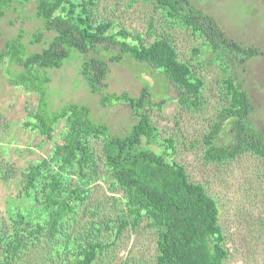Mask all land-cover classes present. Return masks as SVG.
I'll return each mask as SVG.
<instances>
[{
    "label": "rangeland",
    "instance_id": "rangeland-1",
    "mask_svg": "<svg viewBox=\"0 0 264 264\" xmlns=\"http://www.w3.org/2000/svg\"><path fill=\"white\" fill-rule=\"evenodd\" d=\"M192 3L212 15L230 37L264 50V0H192ZM33 9L29 5L22 11L24 17L20 22L11 24V13L1 22L0 48L20 27L26 32L29 51L41 50L46 45L47 41L30 42L40 27ZM61 12L73 18L88 17L94 25L110 22L107 33L131 44L149 46L158 39L168 40L178 59L190 67L203 85L196 104H182L177 88L162 74L125 56L121 62L111 64L109 91L139 95L142 85L149 83L152 97L139 109H132L126 99L102 105L100 96L92 93L82 79L79 73L82 56L74 51L61 68L47 71L51 78L47 87L50 110H60L69 102L86 104L94 120L104 122L112 134L119 135L129 129L136 117L147 114L157 129L156 141L162 142L152 147L162 151L169 162L184 166L189 180L202 184L216 200L227 250L222 264H264V158L242 149L222 162L208 161L204 142L212 127L222 120V109L231 104L227 82L233 74L245 81L255 106L251 121L264 133V55L251 58L245 70L242 66H231L225 56L220 57L200 34L159 0H68ZM122 30L129 34L121 35ZM51 35L46 33V38ZM7 67L8 62L0 65V162L10 163L14 170H10L8 178L0 177V264H71L72 254L57 252L53 239L37 226H30V222L45 220L41 197L36 203L23 200L24 221L7 213L9 200L21 198L30 167L50 157L53 147L41 145L38 132L26 125L37 108L39 94L16 87L9 79ZM12 68L13 72L18 70L15 65ZM163 99L165 102L159 103ZM64 129L65 121L61 120L55 139H60ZM104 143L103 137L89 138L94 170L88 197L77 203L59 237L69 252L86 241L100 238L105 246L93 264H157L158 234L148 217L142 216L136 225H128L118 237L114 227H102L101 232L95 229L101 223L118 221L126 210V192L105 164ZM81 182L79 175H73L69 187Z\"/></svg>",
    "mask_w": 264,
    "mask_h": 264
},
{
    "label": "trees",
    "instance_id": "trees-1",
    "mask_svg": "<svg viewBox=\"0 0 264 264\" xmlns=\"http://www.w3.org/2000/svg\"><path fill=\"white\" fill-rule=\"evenodd\" d=\"M67 1L0 0V24L9 13L13 15L11 24L22 21V11L32 5L33 16L40 27L30 42L47 41L41 50L29 51L26 32L20 27L0 48V65L8 62L9 79L16 87L26 93L39 94L37 108L26 125L38 132L41 145L53 144L51 156L34 163L28 170L21 198L9 200L8 215L24 221L23 200L36 203L41 197L45 220L30 222V226H37L41 233L53 239L57 252L72 254L71 264H93L105 246L100 238L86 241L75 247L74 252H69L59 235L77 203L88 197L94 170L89 138L103 137L105 164L126 192V210L118 221L101 223L95 229L101 232L102 227H114L118 237L125 227L136 225L138 219L146 216L158 234L157 264H222L227 250L217 202L202 184L189 180L184 166L169 162L162 151L152 147L162 142L156 141L157 129L147 114L136 117L129 129L119 135L112 134L104 122L94 120L86 104L69 102L60 110L51 111L47 100V87L51 82L47 71L61 68L74 51L82 56L79 67L82 79L92 93L100 96L102 105L126 99L132 109H139L152 97L149 83L142 85L139 95L109 91L111 64L121 62L125 56L162 74L177 88L182 104L197 103L203 81L178 59L168 40L158 39L149 46L120 40L117 35L107 33L110 22L94 25L88 17L73 18L69 13L62 14ZM159 2L200 34L220 57L225 56L231 66H242L245 70L251 58L264 55L259 46L245 45L230 37L212 15L195 7L192 0ZM46 33L52 34L51 37L47 39ZM120 34L129 33L122 30ZM2 35L0 30V39ZM14 65L18 67L16 72H13ZM244 83L237 74L228 79L231 104L222 109V120L204 139L208 161L222 162L242 149L264 158V133L251 121L255 106ZM164 102L165 99L159 101ZM61 120L65 121V129L58 140L55 130ZM11 169L10 163L0 162V177L8 178ZM73 175H79L82 182L70 188Z\"/></svg>",
    "mask_w": 264,
    "mask_h": 264
}]
</instances>
